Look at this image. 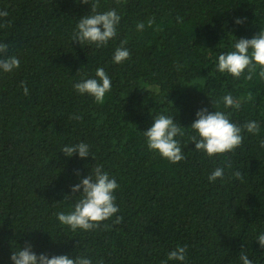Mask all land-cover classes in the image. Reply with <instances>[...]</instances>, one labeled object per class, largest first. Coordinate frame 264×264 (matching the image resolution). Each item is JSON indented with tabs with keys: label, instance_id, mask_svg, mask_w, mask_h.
Segmentation results:
<instances>
[{
	"label": "trees",
	"instance_id": "trees-1",
	"mask_svg": "<svg viewBox=\"0 0 264 264\" xmlns=\"http://www.w3.org/2000/svg\"><path fill=\"white\" fill-rule=\"evenodd\" d=\"M113 8L121 15L118 35L97 48L72 41L90 4L0 0V11L8 12L0 17V44L21 61L12 73L0 71V264H12V252L26 243L37 255L84 254L93 264H162L185 245V264H242V251L252 264H264L256 241L264 232V80L259 70L246 80L216 68L236 38L264 30V0H99L97 11ZM122 41L131 59L116 64ZM98 67L112 81L102 104L73 87L94 78ZM229 93L241 102L238 111L217 104ZM202 108L231 113L240 126L255 120L260 131H244L234 152L209 157L195 150L187 128ZM159 114L185 127L177 139L186 159L177 164L147 148L142 132ZM79 142L91 155L61 152ZM96 165L120 185L114 194L123 219L73 232L56 214L70 210L76 198L65 194ZM216 167L225 176L213 183L208 176Z\"/></svg>",
	"mask_w": 264,
	"mask_h": 264
},
{
	"label": "clouds",
	"instance_id": "clouds-1",
	"mask_svg": "<svg viewBox=\"0 0 264 264\" xmlns=\"http://www.w3.org/2000/svg\"><path fill=\"white\" fill-rule=\"evenodd\" d=\"M83 4H90L91 11L78 19L76 28L72 35V41L81 44L95 45L97 48L106 47L110 40L118 35V26L121 21V15L115 8L99 12V0H80ZM117 4L122 0H116ZM6 10L0 11V17H7ZM179 19V18H178ZM153 20H148V26L151 27ZM244 19L237 18L236 24H242ZM137 31H143L145 25L140 22L136 25ZM126 41H122L121 45L114 51L113 62L122 64L131 59L130 51L124 46ZM9 46L0 44V71L4 73H12L19 69L20 59L16 56L8 55ZM177 69L181 65H176ZM217 71L222 74H229L235 79L244 77L246 80H252L257 75L264 80V30L257 32L251 39L239 38L233 44V50L221 53L218 56L216 64ZM24 95H28L29 89L23 85ZM74 89L80 95L87 94L94 98L97 104L104 103L106 94L111 91L112 81L103 67H98L95 71L94 78L82 79L73 85ZM251 98V93L248 94ZM223 103L224 109L239 110L241 102L234 98L230 93L222 96L217 104ZM231 113L216 110L210 112L208 108H202L196 112V119L190 125L195 135H191L190 139L195 145V150L206 153L209 157L217 155H225L234 152L243 143L242 133L246 131L251 134H258L260 124L255 120L246 122L243 126L237 125L230 119ZM75 120H82L83 116L73 115L70 117ZM150 128L143 131L146 138V145L149 151L158 153L160 157L172 164H177L186 159L185 153L182 151L181 144L177 137H184L187 133L185 127L181 126L173 119V116L159 114L155 116ZM264 147V140L261 142ZM61 152L66 157H72L78 154L80 158H86L90 153V146L85 142L66 144ZM231 168V164L226 165ZM77 176L80 173L77 171ZM232 175L237 180H243L244 176L236 170ZM225 176L224 167H216L208 176L210 182H215L218 178L223 180ZM115 177L103 168L102 165H96L91 169L90 173L81 178L80 182L71 187L72 195L65 194V199L76 198L70 210L60 211L56 214L61 225L68 226L73 232L81 230L84 232L95 231L100 228L103 222L109 221L112 217H116L114 224L122 221L121 216L116 214L119 207L116 203L115 191L119 189ZM82 190V191H81ZM80 193V195H75ZM64 199V200H65ZM256 241L260 247L264 248V232L260 233ZM187 257V246H177L167 255V261H176L179 264H185ZM240 260L242 264H252L248 255L241 252ZM10 259L12 264H93V259L87 255H52L49 257L47 253L37 255L33 251L31 243H26L18 251H13ZM103 264V260L99 261Z\"/></svg>",
	"mask_w": 264,
	"mask_h": 264
}]
</instances>
